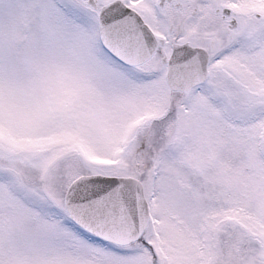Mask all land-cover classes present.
Returning <instances> with one entry per match:
<instances>
[{"label":"snow or ice","instance_id":"6c2138e0","mask_svg":"<svg viewBox=\"0 0 264 264\" xmlns=\"http://www.w3.org/2000/svg\"><path fill=\"white\" fill-rule=\"evenodd\" d=\"M0 264H264V0H0Z\"/></svg>","mask_w":264,"mask_h":264}]
</instances>
